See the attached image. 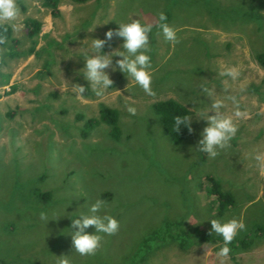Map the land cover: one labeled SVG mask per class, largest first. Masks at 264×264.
Instances as JSON below:
<instances>
[{
    "label": "rangeland",
    "instance_id": "374dc122",
    "mask_svg": "<svg viewBox=\"0 0 264 264\" xmlns=\"http://www.w3.org/2000/svg\"><path fill=\"white\" fill-rule=\"evenodd\" d=\"M17 3L20 30L10 29L18 55H6L9 42L0 46V264H58L60 256L70 264H123L165 222L180 224L169 233L181 235L183 247L163 236L142 264H234L217 256V245H195L190 238L194 230L209 234L211 219L233 218L247 227L236 238L250 240L231 252L236 263L264 264V234L251 237L264 220V169L254 159L264 153V64L255 58L264 53V0H57L55 17L42 0ZM161 11L180 42H166L155 26L149 33L155 96L108 68L113 87L96 97L81 72L92 39H105L119 23L155 25ZM29 18L40 23L33 38L23 25ZM122 43L113 37L102 51L110 54ZM112 59L115 64L121 57ZM230 67L239 72L234 81L219 75ZM73 84L88 88L81 98ZM201 85L225 100V115L236 110L229 95L244 113L234 118L231 146L214 159L196 148L204 118L214 114ZM167 99L192 117L193 132L178 145L152 109ZM104 108L116 111V138L109 126L89 123ZM206 178L233 198L220 214ZM98 198L108 205L101 214L113 216L119 231L101 234L95 255L80 256L72 248L70 217L87 214Z\"/></svg>",
    "mask_w": 264,
    "mask_h": 264
},
{
    "label": "clouds",
    "instance_id": "9594fccd",
    "mask_svg": "<svg viewBox=\"0 0 264 264\" xmlns=\"http://www.w3.org/2000/svg\"><path fill=\"white\" fill-rule=\"evenodd\" d=\"M21 14L17 0H0V46L8 43L7 32L9 27L15 32L20 30V26L15 23ZM167 16L164 12L158 13V22L141 24L139 20H133L130 23H119L118 28L106 32L105 39H92L90 44L91 55H85L84 68L81 69L83 77L89 82L94 95L103 98L107 90L113 87V80L105 70L111 68L112 71L119 70L126 78L133 81L139 86L146 95L155 96V92L151 87L152 77L149 72L151 68V56L148 54L152 51L150 47L149 33L155 26L159 29L158 34H162L164 40L173 45L179 43L177 32L166 22ZM119 37L123 39V43L119 48L113 50L110 54H105L102 49L113 39ZM122 49V50H121ZM3 48L0 47V52ZM121 57L117 59L115 64L112 57ZM222 77H228L236 80L239 72L235 67L225 68L219 72ZM227 83V81H225ZM80 84H73L72 91L77 98H81L88 89ZM201 91L211 99L210 111L213 115L207 114V126L200 133L201 139L197 142V150L206 153L209 158H216L219 150L229 148L230 141L235 137L238 127L234 122V118H241L244 113L239 110V101L235 95H229L225 99L231 101L235 107L233 115H225L221 109L225 105L224 99L215 98L214 89H209L205 85H201ZM127 111L131 115H136L137 109L132 106L127 107ZM208 112V113H209ZM192 117L177 115L174 120V130L179 133L181 127H186L189 133L193 132L191 127ZM258 167L264 169V153H257L254 157ZM108 205L103 199H96L88 209V213H81L77 216H71L70 231L71 243L73 251L80 256H92L102 246L103 236L101 234L112 236L119 231V222L109 214H101L105 212ZM42 221L48 223L49 219L44 212L39 214ZM90 226L94 227V234H89L85 230ZM247 227L242 220L235 218L227 222H220L211 219L210 235L213 233L222 236L223 245L217 252L220 258H227L231 252L229 244L236 238L239 232L246 231ZM58 264H70L67 256H60Z\"/></svg>",
    "mask_w": 264,
    "mask_h": 264
},
{
    "label": "trees",
    "instance_id": "16d2710c",
    "mask_svg": "<svg viewBox=\"0 0 264 264\" xmlns=\"http://www.w3.org/2000/svg\"><path fill=\"white\" fill-rule=\"evenodd\" d=\"M72 3L82 4L86 0H69ZM42 6L46 7L50 10V15L52 17L57 16V0H42ZM24 28L26 30V36L28 38H33L39 34L40 31V23L35 19H25L23 22ZM8 42L10 46H7V54L10 56H16L18 53L16 52L17 41L11 35V29L9 27L7 32ZM256 60L260 65L264 64V53L255 56ZM9 93V92H8ZM152 109L154 113L159 117L161 122L162 131L167 135L169 141L175 145L180 144L186 137L188 133V129L186 127H181L180 132L177 133L174 130V120L177 115L184 117L189 114V112L180 104L176 103L171 99L157 101L152 105ZM116 111L109 108L100 109L98 112V117L96 120L91 119L90 122H100L111 128L112 136L117 137V127H116ZM87 125V123H86ZM205 181L208 183V192L212 199V204L216 209L218 214L222 213L225 209L230 207L233 203L232 196L221 190L219 184L212 180L211 178H206ZM48 195L40 194L41 199H46ZM47 201V200H45ZM179 223H169L165 222L161 227L153 230L150 234L146 235L140 244L137 247L134 255L129 259V261L124 262L123 264H142L145 255L149 252L151 244H156L159 242L161 237H167L172 241H175L179 248L183 247L182 241L183 237L181 235L178 236L176 233H169V231H173L179 229ZM194 234H190V238L192 243L195 245L199 244H211L217 245L218 249L223 245V238L219 235L213 236L198 230L193 231ZM188 234V233H186ZM254 236L251 237H261L264 234V220L262 224L255 227L253 231ZM193 235V236H192ZM246 238V237H245ZM242 239H234L229 247L231 252L237 248H246L250 244V240ZM246 241H249L248 243ZM231 252L229 254L230 259L234 264H237L234 257H232Z\"/></svg>",
    "mask_w": 264,
    "mask_h": 264
}]
</instances>
